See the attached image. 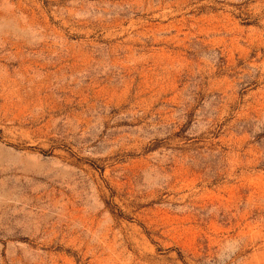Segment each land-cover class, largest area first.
Segmentation results:
<instances>
[{
	"label": "rangeland",
	"instance_id": "rangeland-1",
	"mask_svg": "<svg viewBox=\"0 0 264 264\" xmlns=\"http://www.w3.org/2000/svg\"><path fill=\"white\" fill-rule=\"evenodd\" d=\"M0 264H264V0H0Z\"/></svg>",
	"mask_w": 264,
	"mask_h": 264
}]
</instances>
